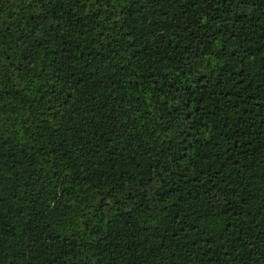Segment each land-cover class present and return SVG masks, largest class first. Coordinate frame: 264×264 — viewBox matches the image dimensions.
Segmentation results:
<instances>
[{"label": "trees", "instance_id": "trees-1", "mask_svg": "<svg viewBox=\"0 0 264 264\" xmlns=\"http://www.w3.org/2000/svg\"><path fill=\"white\" fill-rule=\"evenodd\" d=\"M0 264H264V0H0Z\"/></svg>", "mask_w": 264, "mask_h": 264}]
</instances>
